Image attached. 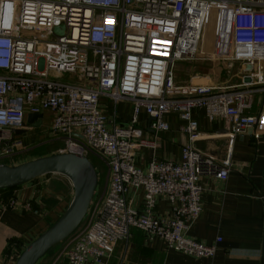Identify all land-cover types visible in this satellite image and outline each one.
<instances>
[{"label": "built area", "instance_id": "2783aa9c", "mask_svg": "<svg viewBox=\"0 0 264 264\" xmlns=\"http://www.w3.org/2000/svg\"><path fill=\"white\" fill-rule=\"evenodd\" d=\"M196 58L222 62L226 72L239 63L241 71L225 83L176 82V62ZM77 71L80 80L65 76ZM102 95L131 102L127 123L100 109ZM256 96L260 106L253 111ZM193 107L209 120H226L222 158L194 145ZM46 109L53 111L50 132L62 138L57 151L94 155L108 168L105 189H95L84 225L66 242L69 264H107L133 227L160 235L167 247L213 256L216 243L190 236L188 228L202 208L201 175L227 178L235 137L264 130V0H0V164L13 163L22 148L17 130L27 113ZM142 109L153 137L138 125ZM168 112L183 120L180 158L153 156L137 166L135 148L157 146L156 134L169 128ZM137 188L139 207L129 199ZM159 196L170 201L171 216L155 213Z\"/></svg>", "mask_w": 264, "mask_h": 264}, {"label": "crops", "instance_id": "0c3cea01", "mask_svg": "<svg viewBox=\"0 0 264 264\" xmlns=\"http://www.w3.org/2000/svg\"><path fill=\"white\" fill-rule=\"evenodd\" d=\"M194 60H205L206 63L203 64L207 65V70L215 69L216 63L213 61L203 58L190 61ZM234 67L237 68L236 72H232ZM190 69L195 72L194 76L192 73L188 74ZM223 69L225 68H222L221 74L214 72L213 78L206 73L198 75L201 72L197 66L186 64L185 75L178 77L177 73L180 72L176 70L175 64L174 76L175 81L180 83L219 84L237 79L241 71L239 63H235L229 72ZM202 71L205 72L204 69ZM65 76L74 77L71 73ZM99 104L100 109L107 115L114 116L117 123H127L131 117V102L128 100L114 103L102 95ZM259 106L260 100L256 96L252 110L256 111ZM191 114L197 120L199 132L194 145L203 152L222 158L227 142L226 120L223 117L209 120L200 107H193ZM164 117L169 128L158 131L157 146L153 148L140 145L135 148L134 161L137 166L144 168L153 156L173 160L180 158L181 147L186 139V134L179 129L183 120L176 112H168ZM52 118L53 111L49 109L41 113V123L37 126L28 123L25 118L26 126L20 132L23 146L14 155L13 163L51 153L52 149H46L48 144L53 147L55 143H62L60 135L50 132ZM149 119L142 109L138 114V125L144 136L153 137L154 131L149 126ZM40 126L42 131L39 132ZM232 156L234 163L227 178L212 174L201 175L202 208L188 228L190 236L207 243H216L213 256L198 257L167 247L160 235L147 234L143 229L133 227L128 239H119L114 244L106 257L107 264H264V130L254 131L249 128L238 134L233 143ZM102 170L103 178L99 183L100 190L96 187L97 192H102L107 185L106 165L102 166ZM72 193L70 180L61 173L51 172L13 188L11 200L14 203L10 206L0 199V264H14L20 253L18 244H23V247L46 229L66 208ZM142 196V188L130 190L129 199L135 207L141 206ZM154 211L162 217L171 216L168 198L159 196ZM13 237L20 240L17 243V239L11 241ZM9 241L11 248L7 252L5 246ZM65 246L66 242L59 246L53 245L35 264H69L64 254Z\"/></svg>", "mask_w": 264, "mask_h": 264}, {"label": "water", "instance_id": "95a60500", "mask_svg": "<svg viewBox=\"0 0 264 264\" xmlns=\"http://www.w3.org/2000/svg\"><path fill=\"white\" fill-rule=\"evenodd\" d=\"M54 32L62 33L63 26H54ZM243 66L248 69L251 64L245 62ZM244 79L250 80V77L244 76ZM26 120L37 126L41 123V113L29 112ZM48 172L61 173L70 180L72 197L63 212L25 244L14 264H35L48 249L68 237L84 219L97 187L98 173L89 157L77 152L56 151L17 163L0 164V188L20 185Z\"/></svg>", "mask_w": 264, "mask_h": 264}, {"label": "rangeland", "instance_id": "374dc122", "mask_svg": "<svg viewBox=\"0 0 264 264\" xmlns=\"http://www.w3.org/2000/svg\"><path fill=\"white\" fill-rule=\"evenodd\" d=\"M40 33H42V31L41 32H39V31H33L32 33H31V35H38V34H40ZM51 37V35H48L47 36V38H50ZM203 63H206V61L204 60V61H190V59H181V60H178L177 61V63H176V70L177 71H179L180 73H177V76L178 77H182V76H180L181 74H184L185 75V66H186V64H192V65H195V66H197V69H199L200 70V72L201 73H198V75H200V76H203L205 73L206 74H208V75H211L213 78L215 77V74H214V72H217V73H220L221 74V72H222V68H223V63L222 62H217L216 63V66H215V69H209V70H207L208 69V67H207V65L205 64H203ZM202 67V68H201ZM192 69H195L196 67H191ZM202 69H204L205 70V72L204 71H202ZM237 68L236 67H234L233 69H232V72H236L237 70H236ZM224 70V69H223ZM192 73V74H191ZM194 73L195 72H191V69L190 70H188V74H191V75H193L194 76ZM203 74V75H202ZM74 77V79L75 80H80V78H81V73L80 72H76L74 75H73ZM193 76H191V77H193ZM225 76V75H224ZM220 79H222V77L220 78ZM217 82V81H216ZM215 82V83H216ZM220 83V82H219ZM43 125V124H42ZM35 130V129H34ZM38 131L40 132V131H42L41 130V126H40V128H38ZM33 134V133H32ZM62 144H63V142L61 143V144H54L53 145V147L51 146H49V144L46 146V149H52V152H56L57 151V148L58 147H60V146H62ZM44 150V149H43ZM90 159H91V161L94 163V165H95V167H96V170H97V173H98V183H97V189L98 190H100V181H102V166L104 167L105 165H104V162L99 158V157H96V156H94V155H91L90 156ZM104 172V171H103ZM84 222V219L82 220V222L81 223H83ZM80 223V224H81ZM80 224L78 225V226H80ZM64 241H66V239L64 240H62V241H60V242H58V243H56V246H59V245H61V244H63L64 243Z\"/></svg>", "mask_w": 264, "mask_h": 264}, {"label": "trees", "instance_id": "16d2710c", "mask_svg": "<svg viewBox=\"0 0 264 264\" xmlns=\"http://www.w3.org/2000/svg\"><path fill=\"white\" fill-rule=\"evenodd\" d=\"M94 164V163H93ZM49 173H51V172H48V173H46V174H49ZM16 186H18V185H15V186H10V187H4V188H0V199L2 200V202L3 203H5V205H7V206H10V200H11V198L13 197V195H12V190H13V188H15ZM34 204H32V206H33ZM82 222V221H81ZM84 225V222L83 223H81L80 224V226H78L68 237H66L65 239H66V241H64V243L65 242H67L69 239H70V237H72L73 235H74V233L77 231V230H79L82 226ZM15 239H17L15 242L17 243V241L18 240H20V238H18V237H13V238H11V241L12 240H15ZM64 239V240H65ZM11 241H9L8 243H7V245L5 246V251H7V252H9V250H10V248H11V245L9 244ZM21 245H23V244H18V250L19 251H21L22 249H23V247L25 246H21Z\"/></svg>", "mask_w": 264, "mask_h": 264}]
</instances>
